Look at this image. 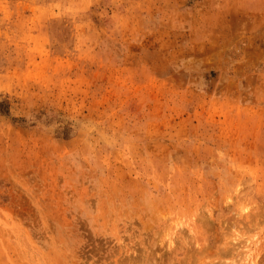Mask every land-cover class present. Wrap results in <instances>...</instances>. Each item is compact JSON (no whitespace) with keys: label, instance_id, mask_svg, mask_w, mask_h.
I'll return each mask as SVG.
<instances>
[{"label":"rangeland","instance_id":"rangeland-1","mask_svg":"<svg viewBox=\"0 0 264 264\" xmlns=\"http://www.w3.org/2000/svg\"><path fill=\"white\" fill-rule=\"evenodd\" d=\"M0 264H264V0H0Z\"/></svg>","mask_w":264,"mask_h":264}]
</instances>
